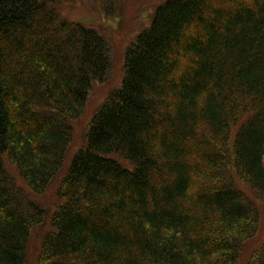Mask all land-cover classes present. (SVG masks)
<instances>
[{
    "label": "trees",
    "instance_id": "16d2710c",
    "mask_svg": "<svg viewBox=\"0 0 264 264\" xmlns=\"http://www.w3.org/2000/svg\"><path fill=\"white\" fill-rule=\"evenodd\" d=\"M62 1L0 0V264L48 215L7 164L59 198L39 264H264V0H163L69 162L111 56Z\"/></svg>",
    "mask_w": 264,
    "mask_h": 264
},
{
    "label": "rangeland",
    "instance_id": "374dc122",
    "mask_svg": "<svg viewBox=\"0 0 264 264\" xmlns=\"http://www.w3.org/2000/svg\"><path fill=\"white\" fill-rule=\"evenodd\" d=\"M163 0H63L60 13L63 16L78 21L102 34L109 42L111 68L110 77L104 81H95L90 91L88 101L83 114L73 120V140L71 142L67 162H69L76 151L84 144L87 136L88 127L94 114L100 109L111 91L121 87L124 75L125 52L130 43L137 35L149 26L155 8ZM229 145L233 140L236 127L232 126ZM125 165L131 163L124 159L120 160ZM227 163V162H226ZM226 168H231L226 164ZM8 172L17 175L18 183L25 188L27 194L31 195L40 205L47 209L46 222L42 226H37L31 234L30 244L27 250L26 264H39L38 255L41 249L42 239L46 230L51 228L50 215L59 203V198L55 195L56 189L52 187L44 194H36L29 190L23 180L20 179L16 168L12 164H7ZM132 166V165H131ZM66 168H62L60 174L64 173ZM226 177L229 178L228 175ZM59 180V179H58ZM237 182L238 181L236 179ZM239 187L246 192L249 197L256 202L261 212V221L257 235L247 245L246 257L254 247L259 246L264 240V196L257 193L254 188L246 182L238 183Z\"/></svg>",
    "mask_w": 264,
    "mask_h": 264
}]
</instances>
